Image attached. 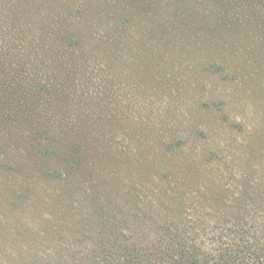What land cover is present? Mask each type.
<instances>
[{
    "label": "rangeland",
    "instance_id": "374dc122",
    "mask_svg": "<svg viewBox=\"0 0 264 264\" xmlns=\"http://www.w3.org/2000/svg\"><path fill=\"white\" fill-rule=\"evenodd\" d=\"M194 192L264 220V0H0V238Z\"/></svg>",
    "mask_w": 264,
    "mask_h": 264
},
{
    "label": "trees",
    "instance_id": "16d2710c",
    "mask_svg": "<svg viewBox=\"0 0 264 264\" xmlns=\"http://www.w3.org/2000/svg\"><path fill=\"white\" fill-rule=\"evenodd\" d=\"M188 196L196 198L139 202L133 216H88L84 228L48 223L39 236L44 247L35 235L28 245L2 237L0 264H264V220L249 217L244 194ZM59 206L70 214L68 203Z\"/></svg>",
    "mask_w": 264,
    "mask_h": 264
}]
</instances>
